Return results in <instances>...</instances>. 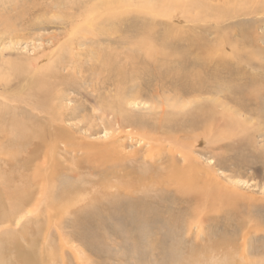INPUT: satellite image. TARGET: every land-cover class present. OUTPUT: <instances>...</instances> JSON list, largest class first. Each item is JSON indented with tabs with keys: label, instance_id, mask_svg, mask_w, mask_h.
Masks as SVG:
<instances>
[{
	"label": "rangeland",
	"instance_id": "374dc122",
	"mask_svg": "<svg viewBox=\"0 0 264 264\" xmlns=\"http://www.w3.org/2000/svg\"><path fill=\"white\" fill-rule=\"evenodd\" d=\"M198 1L208 4L210 11L212 9L215 11L214 7H216L229 15L232 14V11H240L241 9L249 12L251 8L248 5L256 2L260 5L259 8L264 7V0H213L215 2L212 0H196V2ZM143 2H146V0H124V5L128 3L129 6L130 3L134 7H137L136 4L142 7ZM94 4V0H0V102L2 103L0 104V128L4 127L3 129H7L10 127V130H14L18 129L16 128L18 124H25L34 128L28 136L20 135L16 138L11 136L12 140L16 139L14 141L18 144L19 151L22 149V145L23 147L30 146L28 148L32 149L35 146H40V143H44L46 140L48 142L52 141L51 137L44 140V135L40 134L43 132L41 129L48 131L49 124V117L47 115L44 116L45 113L42 111L45 109L46 112H51L50 108L52 105L49 106V104H52L51 102L53 101L55 111L58 108V112L52 111L51 115L59 119L56 123L63 129L62 132L65 137H57L59 139L54 146L57 150L53 158L55 161L53 169L56 170H54L55 179L52 180V183L50 181L49 184L55 186L53 187L55 192L51 193L50 197L64 202L72 198L75 199L77 195L87 196L86 192L77 194L76 189L84 187L88 190L87 192H91L90 197L93 195L94 201L90 200L84 202V204L81 202L73 205L75 213L78 214L80 210L84 212L85 210L83 209L86 208V205L89 208L91 205L97 204L90 208V215L91 213H96L97 210L99 212V209L108 208H105L106 211L100 212L101 221L104 224V227H100V231L96 228V223L93 221L91 222L92 224L85 225L84 222V224H81L82 221H75L74 217L64 214V217L67 218L61 226L64 238L72 234V236L78 238L74 242V245L78 247L89 244L88 242L92 240L91 238H94L91 243L94 244L92 245L94 247L92 250L95 251L93 253L88 252L91 254L89 257L94 259L91 264H172L171 261H167L166 257H172L176 254V252L174 254L173 250L174 244H179V250L185 255L199 248V256L196 253V258H194L195 256L192 259L187 257L186 263H189L188 260L195 261L196 259L198 263L201 259L200 264H225V255L230 252L226 257H229L234 264H264V124L262 117L250 115L247 111L246 113H238L236 108L231 107L232 105L227 101L222 100V103L226 104L227 108H230L227 112L232 113L233 117L239 118L242 122H246L249 125L245 128H240V126L235 127L233 124H229L225 120L228 114L223 112L226 110L218 107L217 111L226 115L222 119L226 121L227 126L232 130L231 134L237 136H234L233 139L231 137L232 140H228L230 141L227 142L228 146L223 143L219 145V148L212 149V146L206 145L204 141H201L204 136L197 133L200 136L197 142L191 146V162L198 170L197 174L199 177L205 176L208 172L212 173L213 177H218V180L208 187L211 190L210 192L217 193L218 197L215 206L210 207L212 209L199 211L194 206L195 204L193 205L192 203L193 207L189 206V209H186L188 211H186L184 207L188 205H184L183 202L191 195L184 194L180 190L176 191L173 189L174 186H171L170 189L150 187L148 192L142 186L137 187L135 190H126L128 189L125 186L127 182L137 185L146 182L140 181L141 176L138 173L143 169V165L146 167L148 164H144L141 158H133L135 152L142 154L140 150H145L146 147L143 146V142L140 140H135L134 137L124 134L125 130L123 129H116L111 132L108 126L112 118L98 110V106L102 104L103 100L102 98L95 100L97 94L106 96L103 94L111 92L113 95L114 92L112 87H108L110 85H100L97 88H100L98 93L93 91L97 74H94L93 71L98 72L99 70V63L96 62L97 54L105 47H102L101 43L94 37L96 33H78L75 38L79 39V44H77L78 41L73 42V45L67 42L75 26H69L70 20L74 19L77 21L81 19L83 14H87L88 9ZM151 4L157 6L155 2H151ZM162 7L164 8V6ZM167 7H169L167 10L170 9L169 13H171L170 18L172 20H168L163 15L153 19L156 32H164L168 24H172L176 29L184 26V28L190 29L189 33L203 38L205 43L217 46L220 54L225 53L224 56L227 55L228 58L225 57L227 60L231 58L230 54H233L234 48L237 49L235 52L241 51L242 53L245 52V54L260 50L257 54L258 57L252 60L251 67L247 68L253 73H261V78L259 79H262L261 82L264 80V69H262L264 67V12L258 13L256 16H254L255 14L250 17L240 15L238 19H224L223 22L221 21L222 23H218L217 27L214 23L208 22V20H206L205 25H202L203 23L201 22L192 23L191 20L185 22V19L182 22H178L176 15L179 14L180 9L178 8V11L176 7L174 8L173 5L169 6V4ZM246 11L243 12L245 13ZM193 12L191 16L195 14ZM124 14L128 19L126 21H123V16L121 15V20L120 17H107L118 23H111L105 20L102 22L103 24H100V26H103L101 29L99 28L100 41L131 37L130 33L122 35L115 28H120L121 25L129 26L131 21H139L140 18H138L136 13L124 12ZM250 19L253 22L248 24L247 20ZM240 21H242V24ZM235 23H238V26H233ZM240 31L245 33L247 41L245 46L243 44L239 45L242 43L241 39H243L242 35H237ZM111 32H113V35ZM220 41L223 42L220 43ZM234 61L236 62V60ZM232 63L233 61L231 60ZM231 64H226V67L235 68L236 65ZM250 73L252 74V72ZM45 75L47 76L43 78ZM254 79V86L259 87L260 85L263 90L261 91L264 92V84H259L257 82L258 78ZM43 80L47 81V87L42 83ZM52 84L57 86L54 87ZM222 95L220 98H224L225 94ZM52 96L55 100L51 98ZM214 98L216 97L213 95L205 94L198 100L204 103L205 101L214 100ZM149 102L143 101V104H146L145 106H130V109L135 115L146 119L153 118L156 121L161 117L170 120L171 118L174 119V117L168 115L171 111H175L172 105L180 104V102L176 103L173 101L171 97H168L166 101L165 96L162 105ZM35 103L38 104L37 107L34 106ZM249 108L255 109V106L251 105ZM153 109L155 111H152ZM38 111H41L42 114L39 113L40 115L38 114L37 116L39 118L44 116L45 120H34L37 118H33L32 114H37ZM165 113H167V116ZM32 118L35 123H32ZM172 122L174 123L175 121ZM37 124H40V126ZM6 126L8 127L6 128ZM11 126L13 127L11 128ZM2 132L0 129V133ZM180 137H183V135ZM17 138H20V141ZM192 139L193 137L189 140ZM158 143H154V146H162L164 152L165 148H171L174 144V142ZM163 153L160 156L162 158L166 155V153L165 155ZM113 154L117 156V161L115 162L111 161L113 158L115 160ZM141 154L139 155L140 157ZM98 156H101V158ZM212 157L215 158L212 159ZM216 157L219 159L220 166L210 168L212 166L210 160L212 159V162H215ZM246 162L250 164L249 167L244 166ZM123 169L132 172L128 175V178H119V176L123 175ZM114 177L117 179H114ZM104 178L107 181L109 180L106 183L108 184L106 187L102 184V181L105 180ZM88 181L94 183L101 181V184L99 183V187H91L85 184ZM110 184L111 187H109ZM68 191L71 193H68ZM64 192H67V194L64 195ZM104 193H108L110 197L103 196L104 199H102V194ZM119 201V206L114 205V203ZM136 201L147 202L146 204L152 208L153 213L160 215L162 218L161 223H158L150 231L127 226L134 215V212L129 209L131 207L129 205ZM110 202L114 206H109ZM169 211L175 217L173 223H169ZM41 212H43L42 218L39 215L37 217L35 213L27 214L18 225H3L1 231L4 230L6 232L2 235L0 232V246L1 244L13 246L16 250L11 251L13 253L12 256L22 257L24 260L33 259L34 256L38 257L39 251L34 248L40 244V240L31 241L30 243H26V241H28L30 235L38 226H41L40 234L44 231L47 214L44 210ZM197 212L201 213L198 217H196ZM192 214L193 216H191ZM165 223H169V228L164 226ZM72 224H75L74 227ZM76 227L79 230H75L74 228ZM57 233L54 228L51 229L49 242L52 243L53 249L65 251L66 258L71 259L72 253L67 252V250L74 249V247H70V245L61 247ZM148 237L152 238H150V244L147 242ZM161 243L164 246V251H161V253L159 251L155 252L157 248L153 249L152 244L157 246V244L160 245ZM31 244L34 248L30 246ZM148 247L153 250L154 257L143 259V261L137 260V258L144 256L145 248L147 249ZM29 253H33L31 257L28 255ZM132 253H135V258ZM46 254L47 252H45V256ZM95 255L99 256L98 259L95 258ZM184 258L186 257L184 256ZM173 259L176 261L181 259V257L173 256Z\"/></svg>",
	"mask_w": 264,
	"mask_h": 264
},
{
	"label": "bare ground",
	"instance_id": "6f19581e",
	"mask_svg": "<svg viewBox=\"0 0 264 264\" xmlns=\"http://www.w3.org/2000/svg\"><path fill=\"white\" fill-rule=\"evenodd\" d=\"M164 1L165 0H146V2H143L142 7L138 6L137 4V7H134L130 3L129 6L128 3H126L127 5H124V0H94L95 4L88 9L87 14L84 13L81 19L77 21H75L74 19L70 20L69 26H75L70 33V38L67 37L68 40H66L72 45L74 44L73 42L77 41V44H79V39L75 38L77 37L78 33H96L94 37L101 43L102 47H105L104 49L102 48V50L99 49L100 51L97 54L98 58H96V62L99 63L98 72L93 71L94 69L92 70L94 74L97 73L95 76V87L93 88V91L98 93L100 88H97L100 87V85H110L108 87H112V91L114 92L113 95L111 94V92H109V94H103L106 96L97 94L95 100H97L98 98H102L103 100L102 104H99L98 110H101L106 114V116L112 118L108 126V129L111 132L115 131L116 129H123L125 130L124 134L130 137H134L135 140H140L141 142H143V146L146 147L145 150H140L142 154L140 152H135V154H133L134 159L141 158L144 164H148V166L146 167H144L143 165V169L140 172L138 171V175L141 176L140 181L143 180L146 182H143L142 184L140 183L139 185L130 182H127L126 185L125 183H123L126 188H128L126 190H135L137 189V187L142 186L146 188L148 192V190H150V187L170 189L171 186H174V188H172L176 191L180 190L184 194L187 193V195H191L190 197H188V201L186 200L185 202H183L184 205H188L187 207H184L185 210L189 209V206L192 208L193 203V205L195 204L194 206L198 208L197 210L208 211L209 209H212L210 207L215 206V203L218 200L217 193L215 194L210 192L211 190L208 187L214 181H217L218 177H213L212 173L210 172H208L205 176H198V170L192 164L193 162H191V146L192 144L197 142L200 135L204 136L201 141H204L206 145L208 144L212 146V149L216 147L219 148V145L223 143H226L227 145V142H230L228 140H230L231 137L233 139V137H236L237 135L231 134L232 130L227 126L225 120H227L229 124H233V126L235 127L240 126V128H245L247 127V125H249L246 122H242L239 118L237 119L233 117V115H231L232 113L227 112L228 110H230V108H227V105L223 104L222 100L227 101L230 105H232L231 107L236 108V111L238 113H246L247 111L250 115H258L262 117V121L264 124V92H262L263 90L261 89L260 85V89H258L259 87L254 86V78H258V80H256L259 84H264V80L261 82L262 79H259L261 78V73H253V71L247 68L251 67L252 60L258 57L257 54L258 52H260V50H255L254 53L249 52V54H245V52L242 53L241 51L235 52V50L237 49L234 48V50L232 51L233 54H230L231 58L227 60L225 58L227 57V55L224 56L225 53L220 54V50L217 46H212L209 43H205V40L203 38L198 35L189 33L190 29H186L184 28V26L179 27L180 29H176L172 24H168L167 29H165L164 32H156V29L154 30L155 24L153 19L163 15L171 21V13H169L170 9L167 10L169 8L167 7L169 4V6L173 5L174 8L176 7L177 9H180V12L178 14L179 16L176 15V17H178L176 18L178 22H182V20L185 19V22L191 20L192 23L201 22L203 23L202 25H205L207 22L206 20H208V22L214 23V25L217 26L218 23L221 21L223 22L224 19H238V17L240 18V15H243L244 17H250L252 14H255L254 16H256V14L264 12V7L259 8L260 5L258 4V2H256L255 4L248 5V7L251 8L249 12L241 9L240 11H232V14L229 15L228 13L222 12L216 7H214L215 11L213 9L212 11H210L208 4L206 5L205 3H201L200 1L196 2V0H167V2L165 3ZM151 2H155L158 7L151 4ZM162 6H164V8ZM123 10L127 13H136V15H138V18H140L139 21H131V24L129 26L121 25L120 28H115L122 35L125 33H130L131 37L119 38L112 41H107V39H105L106 42H103V40L100 41V29L101 27H103L100 26V24H103L102 22L105 20H108L111 23H118L117 21L111 20L107 17H120L121 20L122 15L123 21L128 20ZM243 11H246L247 13H244ZM192 12L193 14L195 13L193 16H191ZM247 22L249 24V22L253 21L250 19L247 20ZM240 23L242 24V21H240ZM233 26H238V23H235ZM243 32L244 31H240L237 33V35H242L243 37V39H241L242 43H240L239 45L243 44L245 46V43L247 41L245 33ZM111 33L113 35V32ZM223 41H220V43H222ZM68 47L67 49L69 50ZM231 60L233 61L232 64ZM234 60H236V62ZM226 64H235L236 66L235 68H227ZM262 69H264V67H262ZM250 72H252V74ZM46 76L47 75L43 76V78ZM46 82V80L42 81V83L47 87L48 84H46ZM52 85L54 86V84ZM56 86L57 85H55L54 87ZM48 88L46 89L48 90ZM205 94L211 96L213 95L216 98L211 101H205L204 103L199 101L198 99ZM222 94H225L224 98H220V96H223ZM42 96L45 98L43 94ZM164 96L166 98V101L168 97H171V99L176 103L180 102V104L178 105H172L175 111H171V113L168 114L174 117V119L171 118L170 120H167L165 118L159 117V120L154 121L153 118L146 119L145 117L137 116L132 111V109H130V106H145L146 104H143V101H150L149 103L162 105ZM51 98H53V96ZM51 103L52 104H49V106L52 105V107L50 108L51 110H49L52 112L55 111V104L53 103V101ZM0 104L2 103L0 102ZM37 105V103L34 104L35 107H37ZM251 105L255 106V109H250L249 106ZM218 107H222L224 110H226L223 111L227 112L228 114L225 120L222 119L224 118V116H226L225 113L218 112ZM159 108H161V106H159ZM176 109H178V111H176ZM152 111L155 110L153 109ZM42 112L45 113L44 116L47 115L49 117V124L48 131L44 129L42 130L39 127L41 131H43H40V135H44V140L51 137L50 139L52 141L48 142L46 140L44 143H40L41 145L38 147L35 146L32 149H29L28 147L30 146L23 147V145L21 144L22 149L19 151L17 147L18 144L16 143V141H14L16 139H11V136H13L14 138L19 137L20 135L28 136V134L32 133V130L34 129L31 126L28 127V125L25 124H18V126L16 125V128L18 129L14 130H10V127L7 128L8 126H6L8 130L3 129L4 127L0 128L1 131H3L2 133H0L1 235L6 232L4 230L1 231V227L3 225H18L21 219L25 218V215L27 214L35 213L37 217L38 215L41 217L43 215V212H41L42 210H44L47 214V218L45 217L46 227H44V231L40 234L41 226H38L36 230L33 231V233L30 235L28 241H26V243H30L31 241L34 242L40 240V244H38L39 246L37 245L34 248L32 244L30 245L31 247L39 251V256H34L33 259L30 258L29 260H24L22 259V257L12 256V252L16 250V248L10 245L7 246L1 244L0 264H91L94 262V259L92 257H89V255L91 254L88 252L93 253L95 251L92 250L94 248L92 245L94 244L91 243L94 238H91L92 240L88 242L89 244L83 246L80 245L81 248L80 246L78 247L74 245V242H76L78 238L72 236V234H69L66 236V238H64V234L61 232V226L64 223L63 221L67 219L66 217H64V214L69 217L72 216V218L74 217L75 221H82L81 224L85 223V225H90L93 221L96 223V228L100 231V227H104V224L101 221L102 216L100 212L103 210L106 211L105 208L107 207H105L103 210L99 209V212L97 210L96 213H91L90 215V208H93L97 204L91 205L89 208L86 205V208L83 209L85 210L84 212L80 210L78 214L75 213L76 211H74L75 209H73V205L79 204L81 202H83L84 204V202L90 200L94 201L92 198L93 195L90 197L91 192H87L88 190L84 187L76 189L77 194L86 192L87 196L77 195L75 199L72 198L71 200L64 202H60V200L58 201L50 197V194L55 192L53 188L55 186L49 184L50 181L52 183V180L55 179V169H53L55 161L53 158L57 150L54 146L58 142L59 138L57 139V137H65V134L62 132L63 129H61V127L56 123V121H59V119L54 118V115L52 116L51 112H46L45 109ZM42 112L38 111L37 114H32L33 118H37L34 120H45L44 116H42L43 118H39L37 116L39 113L42 114ZM55 112H58V108ZM233 113L237 114L236 112ZM165 115L167 116V113H165ZM33 118L32 123H35L33 121ZM172 121L175 122L173 123ZM37 125L40 126V124ZM12 127L13 126H11V128ZM197 133L200 135L198 136ZM182 135L183 137H180ZM116 137L118 136L116 135ZM191 137H193V139L189 140ZM17 139H19L20 141V138ZM62 140L64 141V139ZM158 142H174V144L173 146H171V148H165L164 152L162 146H154V143ZM14 148L16 149L14 150ZM27 148L28 150H26ZM138 153L141 154V157ZM162 153L164 155L166 153L167 156L165 155L164 158L160 157ZM98 157L101 158V156ZM113 157H115V160L113 158L111 161H117V156L114 155ZM213 158L215 157H212V159ZM212 159L210 160V162L212 163V166L210 168H213L214 166H220L219 159H217V157L215 162H212ZM107 160L109 161V159ZM247 162L244 163V166L249 167L250 164ZM123 171V175L119 176V178H128V175L132 173L125 169H123ZM107 179H109V177H107ZM114 179L117 178L114 177ZM100 182L94 183L88 181L85 184L90 185L91 187H99ZM108 182L109 180L107 181L105 179L102 181V184H104V186L106 187L108 185L106 183ZM109 187H111V184ZM69 192L70 191H68V193ZM61 194L63 193L61 192ZM65 194H67V192H64V195ZM106 194H102V199H104L103 196L110 197L108 193ZM105 201H107V199H105ZM111 202L109 203V206L120 205V201L114 203V205ZM146 203H143L141 201L130 203L129 207H131L129 209L131 210V212H134V215H131L132 217L127 226H129L130 228L134 226L139 229H146L147 231H150L152 228L156 227L158 223H161L162 218L160 217V215L153 213L154 211H152V208ZM196 214V217H198V215H200L201 213L197 212ZM168 215H170L168 216L170 218L169 223H173L175 217L172 216V213L170 211ZM191 216H193V214ZM182 218L184 217L182 216ZM169 223H165L164 226L169 228ZM74 225L75 224H72L73 227ZM52 228L55 229V232H58L57 235L59 236V245L61 247H66V245L74 247V249L71 250L68 248L70 251L67 250V252L72 253L71 259L66 258L65 251H56L55 249H53L52 243L49 242V235L51 234ZM77 228L78 227L74 229L79 230ZM148 236L150 235L148 234ZM150 238L151 237H148L147 241L149 244ZM179 247V244L173 245L174 254L175 252L176 254L172 255L181 257L182 260L177 259L178 261H174L173 256H167V261H171L172 264H194L197 259L195 261L188 260L189 263H186V261L188 258L192 259L194 256V258H196L197 254L200 253L199 248L195 251L193 250L194 252L191 251L189 252V254L185 255L179 250ZM152 248H157L155 252L159 251V253H161V251H164V246L162 243L160 245L157 244V246H154V244H152ZM200 249L202 250V248ZM45 252H47L46 256ZM32 254L33 253H29L28 255H30L31 257ZM228 254H230V252H227V254L225 255V264H234L229 259V257H226L228 256ZM132 255L134 258L136 257L135 253H132ZM184 256L186 258H184ZM98 257L99 256L95 255V258L98 259ZM152 257H154L153 250L148 247L147 249L145 248L144 256L137 258V260L143 261V259L145 260ZM7 261H10V263H8ZM180 261L182 262L180 263ZM199 261L200 262H196L195 264H200L201 259Z\"/></svg>",
	"mask_w": 264,
	"mask_h": 264
}]
</instances>
